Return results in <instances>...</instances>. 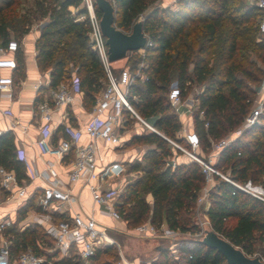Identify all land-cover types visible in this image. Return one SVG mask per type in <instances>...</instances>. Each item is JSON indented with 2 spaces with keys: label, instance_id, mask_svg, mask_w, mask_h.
Here are the masks:
<instances>
[{
  "label": "trees",
  "instance_id": "trees-1",
  "mask_svg": "<svg viewBox=\"0 0 264 264\" xmlns=\"http://www.w3.org/2000/svg\"><path fill=\"white\" fill-rule=\"evenodd\" d=\"M237 0H178L175 10L166 7L149 9L152 0H115L114 25L129 32L132 24L144 14L142 30L151 45L141 54L132 51L135 58L128 67L135 73L129 90V102L134 110L151 123L165 137L185 147L188 143L178 135L182 123L167 99L171 80L176 81L181 97L188 96L193 82L202 85L195 96L197 108L192 112V130L199 138L201 152L211 150L212 142L223 139L234 131L249 112L255 97V87L262 80L263 69L249 60L240 46L239 26L253 25L258 32L262 13L256 7L239 5ZM17 0H0V42L3 45L17 37L19 44L28 32V20L17 16ZM81 0H51L47 6L38 5L39 16L45 18L35 40L36 65L39 70H49L48 88L67 81L73 69L79 79L82 102L90 110L95 98L107 82V76L89 41L87 19L76 20L69 7L78 8ZM33 13V11H32ZM97 17L100 11L96 9ZM38 16V17H39ZM220 28L226 32L220 37ZM245 47L264 64V43L249 41ZM242 52L241 54L239 52ZM131 53V52H129ZM142 66L138 68L139 64ZM14 81L25 77L23 53L16 51ZM72 70V71H71ZM141 77H143L141 79ZM135 96V99L132 98ZM38 96L35 99L41 100ZM125 126L135 122L124 113ZM72 120V117H69ZM130 143L153 145L141 155L133 170L141 177L127 181L117 194L116 210L128 229L149 221L154 227L167 226L181 233H197L201 229L191 221L196 198L204 185L200 166L193 161L171 166L174 155L167 140L155 132L134 133ZM179 154V151L176 152ZM0 167L14 172L19 183L27 178L25 163L17 157L12 131L0 134ZM215 167L232 181L243 184L247 180L264 189V99L263 112L257 122L231 139L219 150ZM208 193L209 206L204 212L211 228L222 237L241 248L249 256H258L264 262V202L242 191L229 181L215 176ZM151 196V202L146 195ZM33 202L25 201L17 210L24 215ZM39 211V207L33 205ZM54 220L67 219L64 214H54ZM22 216L18 218V221ZM112 238L124 233L109 230ZM9 240V251L15 256L31 250L44 256L41 264H80L82 261L71 247L69 254L61 256L54 249L52 238L37 224L20 229L15 226L2 231ZM44 247L51 252L44 253ZM120 260L115 244L96 248L89 264H116ZM146 264H226L221 253L192 241H175L173 249L160 250Z\"/></svg>",
  "mask_w": 264,
  "mask_h": 264
},
{
  "label": "built area",
  "instance_id": "built-area-1",
  "mask_svg": "<svg viewBox=\"0 0 264 264\" xmlns=\"http://www.w3.org/2000/svg\"><path fill=\"white\" fill-rule=\"evenodd\" d=\"M113 5L115 0H110ZM256 7L261 11L262 17L258 22V32L264 33V0H255ZM81 8L84 9L83 15L89 25V41L91 48L99 57L107 76V82L102 90L95 98V102L89 110L90 119L83 128H75L68 122V113L65 106L71 103L75 94H82L79 90V79L75 74V70L71 73L70 78L61 82L55 88H48L47 94L33 105V111L37 113L41 124L39 133L35 140V144L42 150L56 155L59 159H66L70 164V170L67 173V181L69 185L76 183H84L91 195L92 201L100 206L101 213L112 220L122 221L115 205L117 202L118 187H112L109 184V177L118 176L120 169L116 171L113 167L117 164L114 162L104 163V154L101 152L103 146L120 145L122 137L127 132L125 126L124 113L127 111L129 117L132 118L136 125L140 128L139 132H155L164 137L171 146L174 155L167 161L171 166H175L179 162H196L204 177V185L200 189L196 198V205L206 208L208 201V193L213 185L214 177H221L242 191L260 199L264 202V189L260 184L252 183L247 180L243 184L236 183L229 179L219 169L215 167V162L207 161L203 157L197 155L194 151L199 148V138L197 134L188 129L180 134L188 143L189 147H185L165 137L151 123L141 117L129 102V90L139 69L132 73L122 65L119 68H113L107 60V45L105 38L99 29V18L95 13L94 0H81ZM141 18V17H140ZM143 18V17H142ZM141 18V19H142ZM76 20H81L79 17ZM151 45L147 38L146 44L139 53H143L144 49ZM18 43L15 39H10L6 45L0 46V69H13L16 65L14 54L18 50ZM142 66L139 64L138 68ZM143 77H141L142 79ZM175 83V84H173ZM13 85V77L11 73L0 74V94L10 91ZM8 95L10 92H7ZM135 99V96H132ZM167 99L173 111L180 116L179 108L186 103L188 105V114L192 116L191 102L188 104L189 97H181V92L176 81L170 83L167 92ZM264 87L258 92V97L254 100L255 107L249 110L244 116L241 124L235 130L236 135H240L242 131L257 122L258 116L263 111ZM61 110V119L59 127L65 135L56 146H48L46 139L52 134V113ZM3 115H9V110L2 111ZM16 126L14 121L10 122V127ZM4 132L0 129V134ZM84 136L85 141L80 142V138ZM236 137V136H235ZM231 139H221L212 142L211 151L216 159L218 152ZM179 151V154L176 152ZM184 160L179 161V156ZM17 157L22 159L21 154L17 151ZM45 175L48 183L38 193L29 194L25 184L19 183L15 174L11 170H5L0 167V185L6 191L12 193L16 198L22 199V202L33 197V205L39 207L33 215V223L41 225L46 234L52 238L54 249L58 250L61 256L68 255L70 248H74L75 255L85 263L89 264V258L93 255L96 248L107 244H117V242L109 235L111 230L107 225L98 223L93 216H85L79 212L72 213L67 219L60 221L54 220V214L61 211L64 205H69L74 201L73 195L69 188L62 189L57 172L51 166L47 167ZM5 222L0 221V228L4 227ZM133 231L143 237L159 238L161 240L171 239L170 249H173L175 241L173 238L180 235L178 231L169 229L162 225L157 228L145 221L133 228ZM120 260L116 264H134L125 260L121 250L119 249ZM20 264H41L43 258L35 255L31 250L21 251L17 255ZM0 264H14L11 261L9 251V242L0 237Z\"/></svg>",
  "mask_w": 264,
  "mask_h": 264
},
{
  "label": "crops",
  "instance_id": "crops-1",
  "mask_svg": "<svg viewBox=\"0 0 264 264\" xmlns=\"http://www.w3.org/2000/svg\"><path fill=\"white\" fill-rule=\"evenodd\" d=\"M178 0H160V5L163 8L169 7L173 10L177 8ZM39 36L38 31H33L30 29L19 43L18 48L23 53L24 65H25V77L23 79H18L14 81L16 65L13 69H0V74L11 73L13 77V85L10 91L0 94V129L3 131H12L14 135V143L17 151L21 154L22 160L25 163V173L27 178L22 181L25 184L28 193H38L41 189L48 183V178L45 175V171L48 166L54 168L57 172V179L61 184L62 189L69 188L71 194L73 195L74 201L69 205H64L60 212L57 214H64L69 217L74 212H79L85 216H93L98 223L107 225L111 230L116 232L124 233L127 231L136 233L133 229H128L125 222L115 221L101 213L100 206L96 205L91 198L87 186L82 183H76L74 185H69L67 181V173L70 170V164L68 157L66 159H59L56 155L42 151L36 144L35 140L39 133V127L41 124L38 115L33 111V105L35 104V99L38 96L44 97L46 95L49 81V72H41L36 65V50L34 47L35 40ZM0 46L3 44L0 42ZM14 59L16 61V53L14 54ZM7 92H10L8 95ZM184 111H181L179 116L180 122L182 123V129L180 134L182 135L188 129L192 128V116L186 114L188 112V105H184ZM65 111L68 113V122L71 126L75 128H83L84 125L90 119L89 110L85 108L82 102V94H75L74 99L71 103L65 106ZM9 110V115H3L2 111ZM61 111L56 110L52 113V134L46 139L48 146H56L58 141L65 135L59 127V122L61 119ZM72 117V120H69ZM14 121L16 126L10 127V122ZM127 132L125 136L122 137V143L128 141L130 137L140 131V128L136 123H131L130 127L126 128ZM234 137H232L233 139ZM85 137L80 138V142H84ZM120 145H110L103 146L101 152L104 154V163L108 164L111 162H116L118 160L117 149ZM179 161H182V156L178 155ZM117 167V166H116ZM120 180L118 176L109 177V184L112 187H120ZM29 198V197H28ZM18 201V207L23 205L22 199L16 198ZM151 202V196L149 195L148 200ZM209 204H207L204 211L207 210ZM33 212L35 210L33 209ZM35 214V213H34ZM138 236V235H137ZM143 237V236H142ZM145 239H154L163 241L159 238L143 237ZM137 259V258H136ZM139 260L137 259L136 262Z\"/></svg>",
  "mask_w": 264,
  "mask_h": 264
},
{
  "label": "rangeland",
  "instance_id": "rangeland-1",
  "mask_svg": "<svg viewBox=\"0 0 264 264\" xmlns=\"http://www.w3.org/2000/svg\"><path fill=\"white\" fill-rule=\"evenodd\" d=\"M50 1L51 0H17L18 3L14 5L13 9L17 13V16L20 17L24 15L25 18L28 20V24L25 26V27H28V31L30 29H33V31L40 32V29L43 27L45 23V18L39 16L40 11H39L38 5L47 6ZM235 3L239 5L241 4L247 7V6L255 5V0H237V2ZM154 7L161 8L160 0H152V3L149 5V9L154 8ZM80 8L81 6H79L78 8L69 7L73 16H75L77 12H79L78 9ZM143 16L144 14L141 16V18ZM77 17H79L81 20H84L86 16L81 14V15H78ZM253 27H254V24L253 25L247 24V25L239 26L238 31L240 33V36H239L238 41L240 43V46L244 48L243 53H245L247 58L249 60L255 61V63L258 66H261L263 69V76H262V80L260 81V83L257 85L250 83V85H252V87H255V90H256L255 97H254V100H255L258 97V92L261 90L262 87H264V64H261L259 59H257L253 53H249L247 49H245V47H248V48L250 47L249 41L251 40L258 42V43H264V33L253 31L252 30ZM225 32H226L225 28H220V37H223ZM10 38L17 40V37L12 33L10 34ZM239 53L241 54L242 52L240 51ZM134 58H135V54L131 52V53H128L125 58L111 61L110 64L113 68L117 69L121 67L122 65L129 66L132 62V59ZM141 63L143 62L141 61ZM74 70L75 69H73V71ZM41 72H49V70H45ZM173 81L174 80H171L170 83H172ZM201 90H202V85L197 84L196 82H193L190 86V91L188 93V97H189L188 104H190L191 102L193 103V105H191V108H190L192 112L195 111L197 108V100L195 99V96L198 95V93H200ZM255 106H256L255 101H253L250 110L254 108ZM184 108H185L184 106H181L179 108L180 113L181 111H184ZM186 114H188L187 111H186ZM177 117L180 121L179 116ZM149 122L151 121L149 120ZM238 128H236L235 130H237ZM235 130L228 133L223 139L227 140V139H232V137L238 136L235 134L236 132ZM178 135H180V133H178ZM151 147H153V145H148V144H143V143L132 144L128 140L124 142L123 144H121V146L117 149L119 156H118V160L114 162V164H117V165L113 167V170L116 171L117 169H120L119 179L121 180L119 182L120 187H118V193L121 187L127 181H131L132 179L136 177L142 176V173L140 170H133V164L135 162H140L141 166H143L144 163L141 162L140 160L141 155L145 150ZM210 151L201 152L200 149H195L194 152L197 155L203 157L207 161L215 162L216 156L212 155ZM182 159L184 160L183 157ZM31 198L32 196L29 197L28 199H31ZM148 198H149V195L147 194L146 199L148 200ZM28 204L29 206H31L33 202L30 201ZM19 208L20 206L18 207V201L15 199V196L12 193L3 189L0 185V221L3 220L5 222L4 227L0 228V237L6 239L8 242H9L8 238L6 236H3L2 234V231L4 229L11 227L12 225L15 226L17 229H20L26 225H33V215H35L34 214L35 212H33V205L27 208L26 213L24 215H21V213H17L18 212L17 210ZM204 212L205 211H204L203 206H198L195 204L193 213L191 215V221H194L197 223H200L201 220L207 221V217ZM20 216H22V219L18 221V218ZM179 234L188 236V237L199 238L201 236V230L197 233L179 232ZM117 236L118 238L116 239L113 238V239L117 242V244L115 245H117L118 250L119 249L121 250L123 256L125 257V260L132 262L134 264H146V263H149L153 257H155L156 254L152 252L154 244H155L154 239H151V238L145 239L142 236H139V235L137 236V234L135 235L133 234V232H130V231H127V233L124 232V234H121V235L119 234ZM43 252L44 253L51 252V248L44 247ZM17 255L11 256V261L14 264H20L17 259ZM40 257L44 259V256H40ZM136 258L139 260L138 262H136L137 261ZM80 264H88V263H85V261L82 260Z\"/></svg>",
  "mask_w": 264,
  "mask_h": 264
},
{
  "label": "water",
  "instance_id": "water-1",
  "mask_svg": "<svg viewBox=\"0 0 264 264\" xmlns=\"http://www.w3.org/2000/svg\"><path fill=\"white\" fill-rule=\"evenodd\" d=\"M96 9L100 11L99 29L105 38L107 45L108 62L125 58L129 52L142 49L147 41V36L142 30V21L144 17L138 18L131 26L129 32H123L114 25V6L110 0H94ZM175 84V83H173ZM201 229L199 238L178 235L173 238L174 241L192 240L205 245L208 248L215 249L221 253L226 264H264L258 256H249L238 246L234 245L219 233L214 231L208 220H201L197 223ZM153 251L157 254L160 250L166 249L171 244V239L163 241L155 240Z\"/></svg>",
  "mask_w": 264,
  "mask_h": 264
}]
</instances>
